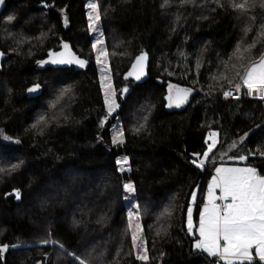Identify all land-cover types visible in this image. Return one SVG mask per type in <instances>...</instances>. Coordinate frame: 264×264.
I'll return each mask as SVG.
<instances>
[{
    "label": "trees",
    "instance_id": "1",
    "mask_svg": "<svg viewBox=\"0 0 264 264\" xmlns=\"http://www.w3.org/2000/svg\"><path fill=\"white\" fill-rule=\"evenodd\" d=\"M5 1L0 131L21 142H0V168L6 170L0 173V246H8L0 264H78L58 245L41 243L49 234L92 264H145L132 250L130 212L141 226L148 264H215L193 249L197 235L187 231L188 206L195 192L197 223L208 183L221 164L255 167L264 175V99L245 91L235 103L220 100L229 81L236 82V72L264 52V36L257 35L264 24L261 0L254 5L248 0L247 12L232 7L243 0H168L165 7V0H94L120 97L104 130L88 0ZM254 39L244 59H236L237 45L246 47ZM63 43L89 62L86 72L34 69ZM141 53L149 58L147 80L125 81ZM36 84L38 96L29 97ZM170 84L193 91L185 107L167 106ZM66 88L70 91L60 97ZM40 117L44 121L38 124ZM141 123L144 127L134 131ZM116 124L124 132L119 146L112 142ZM210 132L218 134V143L200 169L192 161L194 154L203 158ZM245 153L255 155L240 162ZM124 157L128 169L118 171L117 160ZM14 164L20 166L12 169ZM127 182L135 188L131 195L124 192ZM56 189L59 197L48 198ZM14 190L21 192L19 204L5 198ZM42 194L47 196L37 203ZM88 252L104 255L92 259Z\"/></svg>",
    "mask_w": 264,
    "mask_h": 264
},
{
    "label": "snow or ice",
    "instance_id": "2",
    "mask_svg": "<svg viewBox=\"0 0 264 264\" xmlns=\"http://www.w3.org/2000/svg\"><path fill=\"white\" fill-rule=\"evenodd\" d=\"M4 0H0V4H3ZM183 3H193L194 0H182ZM255 0H253V5ZM168 0H165V4L162 7L167 6ZM47 7V5H45ZM92 12L88 16L89 31H97V23L100 20V12L96 3L89 4ZM232 7L241 12H247L249 10L248 0H243L241 3H233ZM260 7L264 8V0H261ZM14 17H9V20H13ZM254 20V17H249ZM250 27L245 28L247 33ZM258 37L264 36V24L259 26L257 33ZM18 41V43H21ZM255 39L252 44L246 47L237 45L234 55L236 59L243 60L244 53L249 52L252 47L255 46ZM99 45V47H98ZM105 41L103 36H98L95 42L92 43V51L95 55L96 64L99 67L100 86L104 96V106L106 109V116H111L117 108L120 107L116 90L113 89L111 82V75L109 69V54L105 48ZM64 51L60 53L49 52V59L38 61L39 64H75L80 68H84L88 61L80 59L73 55L68 50V45L63 44ZM115 54V53H113ZM3 53H0V57ZM146 55L136 57L135 62L132 64L131 69L125 75V80L129 77H133L135 80H140L144 75V61ZM231 59V57H230ZM243 70L236 72V77L239 82L234 83L229 81L230 88L223 92L225 98L232 95V90L236 93L241 92V88H246L249 95L255 94L261 99H264V53H261L258 59L250 60L246 66H242ZM215 79V77H213ZM40 85L36 84L29 88L30 93L36 92ZM175 89V93L173 90ZM70 91V89H64L60 93V97L64 93ZM128 92V88L125 87L121 90V96L123 93ZM191 89H178L175 85H169V94L165 97L168 100V107L175 105L180 107L188 95ZM58 97V99L60 98ZM147 120V116L143 118ZM44 121V117H40L38 124ZM103 124V120L101 121ZM37 127L36 124L32 126ZM144 127V124H140L134 131L139 132ZM217 133L210 132L209 138L211 143L207 144V150L203 153V158L200 154L196 155V159L192 161L197 168L203 169L206 164V160L209 158V154L213 152V149L217 144ZM8 139V137H5ZM21 141L16 140L15 143L19 144ZM112 142L114 145H122L124 141V132L117 131L112 136ZM235 146L233 144L230 147ZM255 155V153H245L239 156L240 161H245L247 156ZM260 155L264 156V151L260 152ZM198 161V162H197ZM127 157L117 160L118 171L122 170L123 165L127 164ZM20 163H23L22 161ZM19 164L12 165V169L18 168ZM6 170L0 168V173H4ZM124 192L131 195L135 192L134 185L130 182L124 183ZM219 190V195H215L216 190ZM193 198H195V192H193ZM16 199L21 198L19 190L15 191ZM127 198V197H126ZM217 201H220L218 204ZM227 201V203H224ZM167 215H171L170 210H166ZM138 215V213H137ZM133 213H129V225L128 230L131 232L132 250L136 253V259L144 261L148 264L150 257L143 243V237L140 234V224L137 223L134 227L132 224ZM103 219V218H101ZM100 222V221H98ZM78 221L74 220L73 224H77ZM188 229L189 233H192V206H188ZM199 239L194 244V248L205 253L209 258H215V264H254V259H258L260 264H264V175H259L257 169L251 166L245 167H216L215 175L209 182L207 196L203 208L200 210L199 221ZM157 235H160V230L157 231ZM44 244L58 245L60 253H66L67 256L73 257L78 264H92L91 259L76 255L73 252L67 251L62 243L51 239L49 234L48 239L41 241ZM7 245L0 246V254L7 250ZM15 247V246H13ZM254 251V255L252 250ZM119 254V250L118 253ZM104 255L103 252L98 257H92V252H88L87 256L92 259H98ZM59 258V255H58ZM211 264V261H210Z\"/></svg>",
    "mask_w": 264,
    "mask_h": 264
},
{
    "label": "water",
    "instance_id": "3",
    "mask_svg": "<svg viewBox=\"0 0 264 264\" xmlns=\"http://www.w3.org/2000/svg\"><path fill=\"white\" fill-rule=\"evenodd\" d=\"M39 7H40V8H46V7H45V4H42V5H40ZM5 8H6V1L4 0L3 4H0V15H1L2 12L5 10ZM63 51H64V50L61 49V50H51V51H49V52L60 53V52H63ZM69 51H70L73 55L79 57L80 59H84V58H81V57H80L79 55H77L76 53H74L73 51H71V50H69ZM49 52L46 54V56H45L43 59L37 60V61L34 63V66H33V67H34V69H35L36 71H44V70H46V69H52V70H67V69H72V70H74L75 72H86V71L88 70V68H89V62H88V64H87L84 68H80V67H78V66L75 65V64H51V63H47V64H43V65L39 64L38 61L48 60V59H49V55H48ZM0 53H3V52L0 50ZM6 58H7V56L3 53V56L0 57V70H1L2 62H3ZM85 60H86V59H85ZM135 60H136V59H135ZM135 60H134V62H135ZM134 62H133V63H134ZM133 63H132V64H133ZM132 64H131V66H132ZM148 65H149V58H148L147 55H146V59H145V61H144V75L141 77V79H140V80H135L133 77H129L127 80H125L124 77H125V75L127 74V72L131 69V66L129 67V69H128V70L126 71V73L124 74L123 79H124L125 81H132V82H134V83H136V84H143V83L147 80V76H148ZM32 87H33V86H32ZM176 88H178V89H184V88H179V87H176ZM167 91H168V94H169V86L167 87ZM173 92L175 93V89L173 90ZM38 94H39V89H38L36 92H33V93H30V92L28 91V95H29V97H32V98L37 97ZM193 94H194L193 91H191L190 94L188 95L187 99H186L183 103H181L180 106H182V108L186 106V104L188 103L189 99L193 96ZM253 96H255V94H253ZM167 101H168V100H167ZM172 107H176V106L173 105ZM110 119H111V117H110V116H107V120H105V121L103 122V124H102V129H103V130L107 127V125H108ZM5 143L8 144V145H15V144H16L15 141L12 140V139H7V141H6ZM15 191H16V190L12 191L11 193H8V194L5 196V198H7V199H8V198H13L14 201H15V203H16V204H19L20 201H21V198H20L19 200L16 199ZM19 192H20V191H19ZM20 194H21V192H20Z\"/></svg>",
    "mask_w": 264,
    "mask_h": 264
},
{
    "label": "rangeland",
    "instance_id": "4",
    "mask_svg": "<svg viewBox=\"0 0 264 264\" xmlns=\"http://www.w3.org/2000/svg\"><path fill=\"white\" fill-rule=\"evenodd\" d=\"M91 3H96L94 0H88V2H87V4H86V10H87V15L89 16V14H91V12H92V10H91V8L89 7V4H91ZM97 4V3H96ZM91 35H92V37H93V42H95V39H96V37H98V36H103L102 35V32H101V28H100V23L98 22L97 23V31H95V32H91ZM105 46V45H104ZM98 47H99V45H98ZM94 59H95V55H94ZM95 64H96V61H95ZM96 67H97V69H98V73H99V77L101 76V73H100V70H99V67H98V65L96 64ZM112 82V81H111ZM236 82H239L238 81V79L236 80ZM235 82V83H236ZM233 85H234V83H233ZM113 86V85H112ZM230 86V85H229ZM114 89V88H113ZM104 121H105V119H104ZM103 121V122H104ZM117 131H120V129H119V127L117 126V124L115 125V126H113L112 127V129H111V132H112V136L117 132ZM207 140H208V143H211V139L209 138V134H208V136H207ZM7 141V139H5V136L2 134V132L0 131V142H6ZM217 143H218V135H217ZM217 145V144H216ZM240 162H242V161H240ZM217 167H245V166H235V165H229V164H221V165H219V166H217ZM128 168H127V164L126 165H123V168H122V170L123 171H126ZM214 175H215V171H214ZM213 175V176H214ZM212 176V177H213ZM212 180V178L210 179V181ZM209 181V182H210ZM208 185H209V183H208ZM59 190V189H58ZM58 190L56 189L51 195L50 194H48L49 196H48V198H52V199H54V198H57V197H59V194H58ZM207 191H208V186H207V190H206V194H205V198H206V196H207ZM195 195H196V193H195ZM215 195H219V190L217 189L216 190V192H215ZM47 196V194H42L41 196H38L37 198H38V200H37V203L38 202H43V200L45 199V197ZM194 202H195V198H193V196H192V198H191V201H190V205L192 206V233L190 234L189 233V229H188V212H187V221H186V227H187V231H188V233L190 234V235H194V233L196 232V235H197V239H196V241L199 239V233H198V229H199V221H200V214H199V217H198V221H197V223L194 221V207H193V205H194ZM39 203V204H40ZM204 203H205V199H204ZM204 203H203V205H202V208H203V206H204ZM34 204V203H33ZM201 208V209H202ZM138 223V221L136 220V217L133 215V218H132V224H133V227L136 225ZM196 241L194 242V244L196 243ZM194 244H193V249L194 250H197V249H195L194 248ZM197 251H199V252H201L200 250H197ZM254 249L252 250V252H253V254H254ZM203 253V252H202ZM203 254H205V253H203ZM206 255V254H205ZM207 256V255H206ZM211 259H213V258H211Z\"/></svg>",
    "mask_w": 264,
    "mask_h": 264
},
{
    "label": "built area",
    "instance_id": "5",
    "mask_svg": "<svg viewBox=\"0 0 264 264\" xmlns=\"http://www.w3.org/2000/svg\"><path fill=\"white\" fill-rule=\"evenodd\" d=\"M263 53H264V52H263ZM229 88H230V86H228L224 91L229 90ZM245 91H247V89L242 87V88H241V92H240V93H236V92L234 91V88H233V90H232V95H230L229 97L225 98L224 95H223V93H222L220 100H221L223 103H235V102L239 101V100L243 97ZM252 96H253V95H252ZM255 97L259 98V97L256 96V95H255ZM260 99H261V98H260ZM217 203L219 204L220 201H217ZM224 203H227V201H225ZM214 260H215V258H214Z\"/></svg>",
    "mask_w": 264,
    "mask_h": 264
},
{
    "label": "flooded vegetation",
    "instance_id": "6",
    "mask_svg": "<svg viewBox=\"0 0 264 264\" xmlns=\"http://www.w3.org/2000/svg\"><path fill=\"white\" fill-rule=\"evenodd\" d=\"M63 44H64V43H63ZM63 44H60L59 48L56 49V50H61V49L64 50V48H63ZM68 50H70V49L68 48ZM1 132H2V134L5 136L4 132H3V131H1Z\"/></svg>",
    "mask_w": 264,
    "mask_h": 264
},
{
    "label": "crops",
    "instance_id": "7",
    "mask_svg": "<svg viewBox=\"0 0 264 264\" xmlns=\"http://www.w3.org/2000/svg\"><path fill=\"white\" fill-rule=\"evenodd\" d=\"M254 255V254H253ZM258 260V259H257Z\"/></svg>",
    "mask_w": 264,
    "mask_h": 264
}]
</instances>
